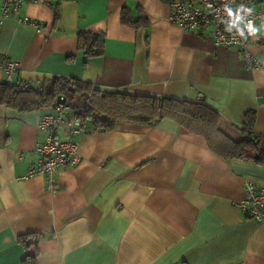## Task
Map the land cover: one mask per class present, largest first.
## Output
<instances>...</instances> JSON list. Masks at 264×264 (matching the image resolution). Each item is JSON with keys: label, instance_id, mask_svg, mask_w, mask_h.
Masks as SVG:
<instances>
[{"label": "crops", "instance_id": "crops-1", "mask_svg": "<svg viewBox=\"0 0 264 264\" xmlns=\"http://www.w3.org/2000/svg\"><path fill=\"white\" fill-rule=\"evenodd\" d=\"M240 3L264 8V0ZM122 9L147 25H123ZM168 17L159 0H35L18 18L40 30L3 20L0 56L19 64L15 86L78 80L159 98L234 142L251 118V136L264 139V25L248 44L261 65L246 70L235 48L213 44L209 29L184 32ZM79 31L104 35L101 56H83ZM5 79L0 69V84ZM51 112L0 105V264H22L18 238L29 234L40 236L28 251L37 264H264V222L235 206L246 183L264 187V162L222 157L170 119L120 121L109 132L86 121L75 138L79 162L61 168L49 191L41 176H24L45 134L39 120ZM71 137L56 131L59 141Z\"/></svg>", "mask_w": 264, "mask_h": 264}, {"label": "trees", "instance_id": "trees-1", "mask_svg": "<svg viewBox=\"0 0 264 264\" xmlns=\"http://www.w3.org/2000/svg\"><path fill=\"white\" fill-rule=\"evenodd\" d=\"M159 1L170 4L176 0ZM238 5L242 6L240 2ZM120 20L123 25L134 28L139 24L147 25L142 15L133 21L125 9L121 10ZM76 39L78 50L84 57H98L103 54L105 38L102 33L79 31ZM23 86V89H19V85L1 83L0 105L25 112L53 108L59 102V98H62L66 105L76 109L75 117L81 124L89 121L93 129L100 132L112 131L120 121L151 125L170 119L183 125L188 131L201 135L211 151L216 153L217 150L222 149V152H218L219 155H223L222 157L249 158L250 155H254L257 162H264V139L251 136V118L242 127L245 136L242 140L234 142L211 124L165 106L156 97L131 96L120 91H102L89 83L60 77L39 85L23 84ZM39 239L40 236L34 234L19 236L18 242L25 252L22 264H37L35 255H30L28 251L31 248L36 250Z\"/></svg>", "mask_w": 264, "mask_h": 264}, {"label": "built area", "instance_id": "built-area-1", "mask_svg": "<svg viewBox=\"0 0 264 264\" xmlns=\"http://www.w3.org/2000/svg\"><path fill=\"white\" fill-rule=\"evenodd\" d=\"M33 1L35 0H1L0 28L3 20L13 17L18 22L30 24L39 31L40 26L28 18H18L23 4ZM239 2L240 0H176L168 4V19L184 32L209 29L215 46L235 48L241 56L243 67L252 70L261 65V60L249 50L248 44L252 35L248 33L245 25L249 21L254 27L258 23L264 25V8L253 11L238 5ZM228 9L231 10V16L228 15ZM245 9L249 11L246 12ZM239 31H243L244 37L239 35ZM0 69L6 75L5 83L12 85V75L18 71L19 64L0 56ZM18 88L23 89L24 86L20 85ZM58 101L52 112L43 115L39 120L38 128L45 134L42 140L35 144L33 152L36 160L28 167L24 176V178L41 176L49 191L55 189L57 172L61 168L76 165L80 160L75 138L82 133L81 122L75 117V108L66 105L62 98ZM58 128H66L72 137L66 141H59L56 138ZM235 206L248 218L264 222V187L256 188L254 184L246 183L244 197L236 202Z\"/></svg>", "mask_w": 264, "mask_h": 264}, {"label": "clouds", "instance_id": "clouds-1", "mask_svg": "<svg viewBox=\"0 0 264 264\" xmlns=\"http://www.w3.org/2000/svg\"><path fill=\"white\" fill-rule=\"evenodd\" d=\"M245 11L247 12V11H249V10L245 9ZM228 15H229V16L232 15L230 9H228ZM238 18H239V17H237V19H238ZM234 22H235V21H234ZM245 27L247 28L248 33H249L250 35H253V36L256 35L258 29L252 25V22H251V21H249V22L245 25ZM229 31H230V29H229ZM239 35H240L241 37H244V33H243V31H239Z\"/></svg>", "mask_w": 264, "mask_h": 264}]
</instances>
